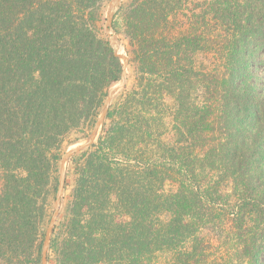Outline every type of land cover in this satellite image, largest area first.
Wrapping results in <instances>:
<instances>
[{"label": "trees", "instance_id": "16d2710c", "mask_svg": "<svg viewBox=\"0 0 264 264\" xmlns=\"http://www.w3.org/2000/svg\"><path fill=\"white\" fill-rule=\"evenodd\" d=\"M104 1L0 0L5 263L41 264L54 144L121 79L95 31ZM118 16L136 84L67 170L77 181L49 263L264 264V0H132Z\"/></svg>", "mask_w": 264, "mask_h": 264}, {"label": "rangeland", "instance_id": "374dc122", "mask_svg": "<svg viewBox=\"0 0 264 264\" xmlns=\"http://www.w3.org/2000/svg\"><path fill=\"white\" fill-rule=\"evenodd\" d=\"M112 1L113 0H106L102 3V5H101V7H100V9L96 15L95 31H96L97 36L100 39L108 42L109 46L111 47V49L114 52V49L110 44V32L107 29V17H108V14L110 12V4ZM131 1L132 0H123L121 2V4L118 6V8L120 9L121 6L128 5ZM195 3H194V5H195ZM119 9L115 13L114 29H115L116 36H117L118 43H119L120 54L129 58V55H128L126 48H125V45L127 44V40L125 39L123 33L119 32V28L117 29V26L121 27V24H122L121 18H119V16H118ZM121 31H123V30H121ZM120 62L122 64V69H123V62L121 60H120ZM121 74L119 75V78H121ZM136 78H137V76H136V72H135V66L129 64L127 86H126V88L122 89L121 91H119L114 96L111 107L112 106L114 107L117 104L119 105L121 103H124V101H125L124 99L127 96V93L130 92L136 84ZM119 82H120V79H119V81L112 83L110 87L107 86L103 90L104 95H101V97L99 96L100 99H95L94 107L92 108L91 113L88 116L82 117V119L78 122V124L76 126H74L72 129H70L59 142L54 144L55 147L53 146L54 148L52 149V155L54 157V159L52 160V163H51L52 166L50 169H47L45 171V179L49 178V176H50V180H49L48 186L46 188V190H48V194H49L48 195V209L44 215V221H43V224H42L41 230H40V234H41L40 237L41 238H40V240H38V243H39V241H40V243H42V241H44L45 233L47 231L48 225L50 223V220H51V217L53 214L55 197H56V192H57V187H58L60 165H61V160H62L63 155L68 150H70L73 147L83 143L88 138V136L91 134V132L95 126V123L99 117V114H100V112L104 106V103L106 101L109 90L112 87L118 85ZM98 101H99V103H98ZM164 101H165L166 108H167V109L165 108V110L167 111V113L165 114V117H166L165 120H166L167 125L165 128V132L162 136V141L168 147V145L175 144L177 142L178 138L176 136V132L173 129L172 117L170 114L171 110L174 109V102L168 96L165 97ZM156 112L151 111V114L156 115ZM135 149H138L136 152V156H140V154L144 153V152L147 153V151L145 150L144 143L139 142L136 145ZM157 150H158L157 147H153V149L151 151L154 152V154H155L156 153L155 151H157ZM152 152L150 153L151 159L154 158V156L152 155ZM79 155L77 156L78 159L76 161H73L71 159V161L69 162V164L67 166V170L73 171L75 168L77 169L76 165L78 164L77 162H78L79 157H80ZM146 156L149 157L148 155H146ZM2 163H3V159L0 160L1 166H2ZM11 165H8L7 166L8 168L7 167L1 168V166H0V194H4L9 176L12 174L11 170L13 169V165L12 166ZM16 172L19 175L18 178H26L28 176L22 170H17ZM76 179H77L76 174L75 175L73 174V176H71L70 178L68 177L67 183L69 184V186L65 190L63 204H62V210H61V216H60V219H59L58 224L56 226L55 235H57V233L61 230V228H59V229H57V228L61 225L62 222L65 221L67 204H69L72 201L73 192H74V189L76 186V181H77ZM40 189L42 190V187ZM163 190L166 193H170L171 191H175V186L173 183L167 182L165 184V186L163 187ZM35 206H36V208H39L40 207V201L38 202V200L37 201L35 200ZM51 254H52V257H54L53 252H51ZM35 255H37V254H35ZM35 255H34V257H35ZM6 261L7 260L3 259L2 257L0 258V264H9V263H5ZM234 263L235 264H245V263H243L242 260L234 261ZM20 264H38V263L37 262H29V263H20ZM49 264H55V263L53 261H51ZM158 264H167V262L165 260L161 259V260H159Z\"/></svg>", "mask_w": 264, "mask_h": 264}, {"label": "water", "instance_id": "95a60500", "mask_svg": "<svg viewBox=\"0 0 264 264\" xmlns=\"http://www.w3.org/2000/svg\"><path fill=\"white\" fill-rule=\"evenodd\" d=\"M123 0H113L110 4V12L107 17V29L110 32V44L114 49V55L118 59L123 62V69L121 74V79L118 85L112 87L107 95L106 101L104 106L99 114V117L95 123V126L88 136V138L81 144L73 147L72 149L68 150L62 157L61 165H60V173L58 178V187L55 197L54 209L53 214L48 225L47 231L45 233L44 241L42 244V251H41V264H49V253H50V246L54 231L58 224V221L61 216L62 204L66 189L67 183V166L71 159L84 151L88 150L89 148L93 147L102 131L106 122L107 114L111 108L112 101L114 96L121 91L122 89L126 88L128 82V68H129V58L120 54V48L118 39L116 36V32L114 29V17L115 13L119 9L118 6L121 4Z\"/></svg>", "mask_w": 264, "mask_h": 264}]
</instances>
